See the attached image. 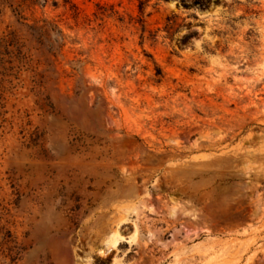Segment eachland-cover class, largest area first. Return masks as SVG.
I'll return each instance as SVG.
<instances>
[{"label":"rangeland","instance_id":"374dc122","mask_svg":"<svg viewBox=\"0 0 264 264\" xmlns=\"http://www.w3.org/2000/svg\"><path fill=\"white\" fill-rule=\"evenodd\" d=\"M0 264H264V0H0Z\"/></svg>","mask_w":264,"mask_h":264},{"label":"bare ground","instance_id":"6f19581e","mask_svg":"<svg viewBox=\"0 0 264 264\" xmlns=\"http://www.w3.org/2000/svg\"><path fill=\"white\" fill-rule=\"evenodd\" d=\"M124 240H125V238L123 236H121L118 232H115V233L111 234L106 239L105 249L104 250H99V253L103 255V254L109 252L111 249L115 248V246L119 242L124 241Z\"/></svg>","mask_w":264,"mask_h":264}]
</instances>
